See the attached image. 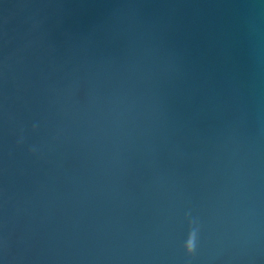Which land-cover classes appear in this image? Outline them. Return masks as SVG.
<instances>
[{"label":"water","instance_id":"water-1","mask_svg":"<svg viewBox=\"0 0 264 264\" xmlns=\"http://www.w3.org/2000/svg\"><path fill=\"white\" fill-rule=\"evenodd\" d=\"M0 264H264V0H0Z\"/></svg>","mask_w":264,"mask_h":264}]
</instances>
